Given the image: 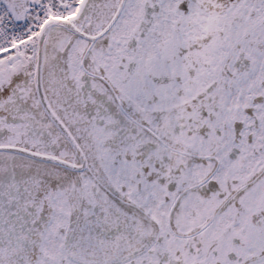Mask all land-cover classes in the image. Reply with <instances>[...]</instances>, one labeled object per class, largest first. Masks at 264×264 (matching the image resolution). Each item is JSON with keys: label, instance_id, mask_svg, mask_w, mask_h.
<instances>
[{"label": "snow or ice", "instance_id": "1", "mask_svg": "<svg viewBox=\"0 0 264 264\" xmlns=\"http://www.w3.org/2000/svg\"><path fill=\"white\" fill-rule=\"evenodd\" d=\"M0 264H264V0H0Z\"/></svg>", "mask_w": 264, "mask_h": 264}]
</instances>
